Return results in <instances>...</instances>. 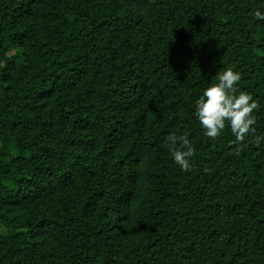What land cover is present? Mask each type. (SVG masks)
<instances>
[{"label":"trees","instance_id":"1","mask_svg":"<svg viewBox=\"0 0 264 264\" xmlns=\"http://www.w3.org/2000/svg\"><path fill=\"white\" fill-rule=\"evenodd\" d=\"M264 0H0V264H264ZM241 74L254 131L195 102ZM187 133L191 170L170 135Z\"/></svg>","mask_w":264,"mask_h":264},{"label":"clouds","instance_id":"2","mask_svg":"<svg viewBox=\"0 0 264 264\" xmlns=\"http://www.w3.org/2000/svg\"><path fill=\"white\" fill-rule=\"evenodd\" d=\"M253 16L256 20H264V10L254 11ZM240 81L238 71L226 68L218 74V82L204 88L196 99L195 117L206 137L216 139L227 128L237 141H243L254 131V112L259 105L250 93L239 89ZM168 141L173 160L183 170H191L195 150L189 135H170ZM262 141L264 135L254 138L257 145Z\"/></svg>","mask_w":264,"mask_h":264}]
</instances>
